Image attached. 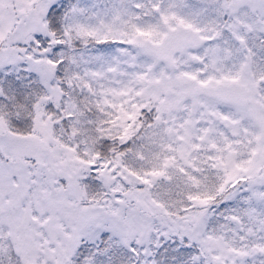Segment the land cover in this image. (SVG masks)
<instances>
[{
    "label": "snow or ice",
    "instance_id": "6c2138e0",
    "mask_svg": "<svg viewBox=\"0 0 264 264\" xmlns=\"http://www.w3.org/2000/svg\"><path fill=\"white\" fill-rule=\"evenodd\" d=\"M0 264H264V0H0Z\"/></svg>",
    "mask_w": 264,
    "mask_h": 264
}]
</instances>
